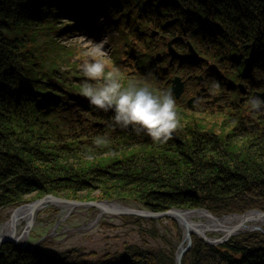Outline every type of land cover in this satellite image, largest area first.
Wrapping results in <instances>:
<instances>
[{
  "label": "trees",
  "instance_id": "16d2710c",
  "mask_svg": "<svg viewBox=\"0 0 264 264\" xmlns=\"http://www.w3.org/2000/svg\"><path fill=\"white\" fill-rule=\"evenodd\" d=\"M93 19H101L104 33L115 32L108 45L126 71L125 82L147 78L154 89L170 91L171 80L181 78L177 110L192 118L209 110L220 114L226 134L189 128L159 144L112 126L111 110H98L80 95L89 78L81 61L67 63L57 41L79 35ZM63 20V33L52 29ZM42 30L46 39L37 45L34 35ZM156 36L167 41L165 49ZM172 39L174 58L167 50ZM187 42L198 54L195 63ZM192 90L200 102L190 111L183 97ZM261 92L264 0H0V208L53 195L137 203L151 212L264 213V106L250 105ZM233 93L236 99L226 98ZM190 241L181 264H264V240L253 234L217 246L193 235ZM160 256L131 248L95 264H174ZM83 258L72 251L50 258L12 243L0 247V264H90Z\"/></svg>",
  "mask_w": 264,
  "mask_h": 264
},
{
  "label": "rangeland",
  "instance_id": "374dc122",
  "mask_svg": "<svg viewBox=\"0 0 264 264\" xmlns=\"http://www.w3.org/2000/svg\"><path fill=\"white\" fill-rule=\"evenodd\" d=\"M66 22L67 21L63 20L61 23L62 26L60 24H55L56 28L52 29L57 31L59 29L60 33H63L66 30ZM100 23L101 19L93 20L92 24L88 25V29L84 28L79 35H67V37L63 35L62 38L64 39V41L58 39L57 41H59L61 43V46L64 47L62 57L66 59L67 63H71L74 65L75 63H79L81 61L82 63L79 67L81 70H84V66L88 61H95L97 59L103 58L107 62L108 70L119 69L121 73L123 71L118 66V64H116L117 59L113 57L114 54H112V49L108 45L109 38L113 37L116 34L113 30L108 31V33H104L102 29H99ZM141 27L143 29H146L147 25L141 22ZM42 33L45 34V32L42 30L41 34L38 35V33H36V35H34L36 42L35 44L40 45V41L45 42L44 39H46V37ZM36 36L41 37L36 38ZM152 38H155V36H152ZM155 40H160L162 46H166V40L160 39L158 37ZM162 46L156 47L152 51V55L154 56L156 53L161 52L163 50ZM174 50L177 54L175 48ZM173 65L174 67L176 66L175 63L172 64V66ZM172 69L173 70H171V75L174 74V68ZM124 72L122 73L123 75L125 74ZM129 78H132L129 79L130 81H132L133 79V81L138 80L134 76ZM199 96L200 94L198 90H192L183 97V102L187 107V102L191 98H195L193 108L190 109L188 107L190 111H193L196 108L197 103L200 102L198 100ZM242 97L243 96H241L240 94L238 98L242 99ZM226 98L236 99L237 96L235 93H233L230 95H226ZM206 101V99L201 100L203 104H205ZM177 111L179 124L175 132L179 130V132L183 135L188 133L189 128L197 129L200 133L204 129L211 130L218 133L217 137L218 135H222L223 133L226 134V132L229 130L227 124L223 125L222 116H220V114H214L213 111L209 110V113L200 112L199 114H195L193 118L190 117L187 111H185L184 109H180V111ZM221 130L226 131L220 133L219 131ZM96 195L97 193H95L93 196ZM99 202H103L105 204V202L107 201ZM29 203L31 202L24 203L23 205ZM109 203H114L125 208L148 211L147 209L143 208L142 205L137 203ZM73 207L74 208L69 212H64L57 206L49 203L37 209L36 213L34 214L32 224L30 225V228L27 232V223L25 221L22 220L21 223L17 226L15 233L24 235V245H15L19 248L28 247L31 250H42L50 258L67 251H72L75 253L78 252L79 254H82V256H84L83 260L86 263L90 264H95L96 261H98L99 259L101 260L102 258L110 259L113 257L122 256L126 254V252H128V250H130L131 248H135L138 251L148 252V254H151L155 251L159 255H161L159 259L170 260L172 261V263L176 264V259L178 256H180L179 254L181 253V251L179 252V250L182 248L183 251L185 247V244L183 243L185 232H183L177 222L171 220L170 218L163 217L150 219L140 218L136 216H120L103 213L97 208L91 206ZM17 208V206L0 208V225L8 222ZM230 216L239 217L243 215L226 214L219 217H213L221 219ZM193 221L196 223H205V220L200 217L193 218ZM248 225H250V227H252L253 225V227L246 230H239L234 232L231 236L228 237L226 241L242 240V238H247L251 234L255 235V237L257 238L264 240V225L258 226V224L252 223H249ZM207 228L208 229L205 232V236L210 240H217L224 236L222 231L218 228L210 229V226H208ZM192 235L196 239L201 240L199 236L195 234ZM201 241L204 242L203 240ZM245 241H247V239H244V241L241 242L242 245L246 244ZM217 245L221 244H215V246ZM184 255L180 256V264Z\"/></svg>",
  "mask_w": 264,
  "mask_h": 264
},
{
  "label": "clouds",
  "instance_id": "9594fccd",
  "mask_svg": "<svg viewBox=\"0 0 264 264\" xmlns=\"http://www.w3.org/2000/svg\"><path fill=\"white\" fill-rule=\"evenodd\" d=\"M84 72L89 79L82 82L80 95L98 110H111L112 126L145 133L159 144L171 138L179 124L177 101L171 91L154 89L147 78L125 82L120 70H108L103 58L88 61ZM262 104L259 98L250 101L253 109Z\"/></svg>",
  "mask_w": 264,
  "mask_h": 264
},
{
  "label": "water",
  "instance_id": "95a60500",
  "mask_svg": "<svg viewBox=\"0 0 264 264\" xmlns=\"http://www.w3.org/2000/svg\"><path fill=\"white\" fill-rule=\"evenodd\" d=\"M156 34H157L156 32H151L152 36H155ZM173 41L174 40L172 39L167 43L168 54L172 58L176 57V52L172 46ZM186 46H187L189 60L196 61L197 60L196 51L189 44V42L186 43ZM199 80H200V77H199ZM238 87L240 90L242 89L241 85H238ZM183 90H184V82L180 78L174 77L171 81V87H170V91L172 92L174 97L176 99L180 98V96L183 93ZM257 95L261 99V101H264V92L258 93ZM194 102H195L194 97L191 98L187 102L188 107L190 109L193 108ZM48 199H51V200L56 201L58 203H64V204H69V205H73V206H91V207L97 208L98 210H100L103 213H109V214L120 215V216H136V217H140V218H150V219H152V218H163L164 217V218H170L171 220H173L177 223H179L181 221L185 224L186 230H185V236H184V240H183L185 247H184L183 251H181V253L179 254L180 256L187 253L188 250L190 249V246H191L190 236L192 234L199 236L200 239L203 240L204 242H206L207 244H212V245L222 244L228 239L229 236H231L234 233V231L238 228V225L241 222L245 221L251 214L258 213V214L264 216L263 212H261L259 210H252L243 216H239L241 221L239 223H237L235 226H233L232 228H230V232L225 234L222 238L217 239V240H210L205 236V232L207 231L208 228H205L202 231H200L198 229H190V227L188 226L189 222L186 219H184L181 215V212H184L183 210L171 209V210L165 211V212H151V211H146V210L130 209V208H125V207H121V206H119L120 208L117 209V208L106 207L103 202H99V201L81 202V201H76V200H66V199L56 197L53 195H46V196H44L38 200H35L29 204L22 205L15 210L12 217L10 218L11 223H12L11 227L9 229H7L6 231H4L2 234H0V247L5 243L16 244L14 241L10 240L8 237L14 228L15 221H16L18 213L21 211V209L26 208V207H31V209H32L31 216H30V223H31L33 220V217H34L35 210L41 208ZM105 203H109V202H105ZM200 210L207 213L211 218H214L211 214H209L205 210H202V209H200ZM214 219L218 220L219 218H214ZM30 223L27 224L28 227H29ZM22 248L25 250H30V248H28V247H22ZM180 256L177 257L176 264H180Z\"/></svg>",
  "mask_w": 264,
  "mask_h": 264
},
{
  "label": "bare ground",
  "instance_id": "6f19581e",
  "mask_svg": "<svg viewBox=\"0 0 264 264\" xmlns=\"http://www.w3.org/2000/svg\"><path fill=\"white\" fill-rule=\"evenodd\" d=\"M66 35L67 34H64L65 37H66ZM60 40L64 41V39L62 37H60ZM191 62L195 63L196 61H191ZM49 203L57 206L58 208H60L64 212H69L70 210H72L74 208L73 205L58 203V202L53 201L51 199H48L44 203V205L49 204ZM104 205L106 207H109V208H117V209L120 208L118 205H116L114 203H105ZM36 210H35L34 214L36 213ZM31 211H32L31 207H26V208L21 209V211L18 213L17 219L15 221L14 228L8 237L10 240L14 241L16 244H18L20 246L24 245V235L23 234H16L15 231H16L17 226L21 223L22 220L25 221L27 224L30 223ZM181 215L184 219H186L189 222L188 226L190 227V229H198V230L202 231L205 228H207L208 226H210V229L218 228L219 230L222 231V233L224 235L227 234L228 232H230V228H232L233 226H235L237 223H239L241 221L240 218L236 217V216L224 217V218L216 220L214 218H211L207 213H205L204 211H201V210L184 211V212H181ZM195 217H200V218L204 219L205 223L194 222L193 218H195ZM249 223L258 224V226L264 225V216H262L258 213L251 214L245 221L241 222L238 225V228L234 232L239 231V230H246L248 228H252L253 225H252V227H250V225H248ZM31 224H32V222L30 223V225ZM11 225H12L11 220L0 225V234H2L4 231L9 229L11 227ZM30 225H29V227L28 226L26 227V232L29 230ZM178 225L183 230V232H185V230H186L185 224L180 221L178 223ZM24 234H26V233H24ZM21 249H23V248H21ZM180 251H182V248L179 250V252Z\"/></svg>",
  "mask_w": 264,
  "mask_h": 264
}]
</instances>
